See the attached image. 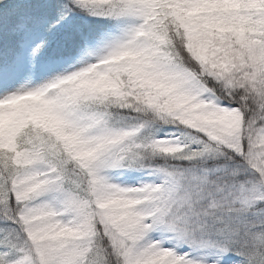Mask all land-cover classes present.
Returning <instances> with one entry per match:
<instances>
[{"label": "snow or ice", "instance_id": "1", "mask_svg": "<svg viewBox=\"0 0 264 264\" xmlns=\"http://www.w3.org/2000/svg\"><path fill=\"white\" fill-rule=\"evenodd\" d=\"M0 264H264V0H0Z\"/></svg>", "mask_w": 264, "mask_h": 264}]
</instances>
